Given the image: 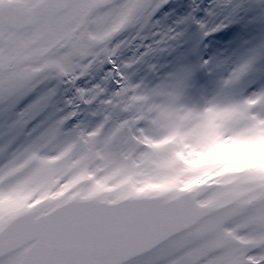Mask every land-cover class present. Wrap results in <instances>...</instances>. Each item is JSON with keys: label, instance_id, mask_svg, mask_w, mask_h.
<instances>
[{"label": "snow or ice", "instance_id": "6c2138e0", "mask_svg": "<svg viewBox=\"0 0 264 264\" xmlns=\"http://www.w3.org/2000/svg\"><path fill=\"white\" fill-rule=\"evenodd\" d=\"M166 3L0 0V264H264V169L187 167L201 124L131 77ZM256 88L214 139L264 129Z\"/></svg>", "mask_w": 264, "mask_h": 264}, {"label": "rangeland", "instance_id": "374dc122", "mask_svg": "<svg viewBox=\"0 0 264 264\" xmlns=\"http://www.w3.org/2000/svg\"><path fill=\"white\" fill-rule=\"evenodd\" d=\"M236 12L225 11L223 0H167L157 9L152 24L143 33V55L136 64L131 77L142 82L147 89L159 88L165 93H175L177 103L191 110L185 114L186 122L200 123L198 108L210 99L238 100L259 89H250L256 82L257 72L264 69V0H234ZM217 24H223L212 31ZM175 31V40L168 33ZM158 32V38L153 33ZM208 35H205V33ZM138 44V43H137ZM135 55L134 49H126L124 58ZM207 60V65L204 61ZM248 65L238 80L225 81L230 74ZM138 66L142 69L138 71ZM203 133L202 125L198 129ZM250 146L264 153V139ZM185 150L184 158L189 166ZM226 171L242 167L264 169V162L248 163L247 158L215 163ZM208 166V167H210Z\"/></svg>", "mask_w": 264, "mask_h": 264}, {"label": "clouds", "instance_id": "9594fccd", "mask_svg": "<svg viewBox=\"0 0 264 264\" xmlns=\"http://www.w3.org/2000/svg\"><path fill=\"white\" fill-rule=\"evenodd\" d=\"M233 103L229 100L210 99L198 108L196 114L200 117L207 145L189 154L188 161L191 168H205L238 158H247V162L253 164L264 162V153L250 146V142L259 144L264 139V129H257L249 135L244 129L237 128L233 138L225 136L222 141L214 139L218 128L236 118L232 108Z\"/></svg>", "mask_w": 264, "mask_h": 264}, {"label": "flooded vegetation", "instance_id": "af4514ba", "mask_svg": "<svg viewBox=\"0 0 264 264\" xmlns=\"http://www.w3.org/2000/svg\"><path fill=\"white\" fill-rule=\"evenodd\" d=\"M145 30H146V29L143 30V33H145ZM143 33H142V34H143ZM136 43L140 44V41L138 40V41H136ZM141 49H142V48H141ZM141 49H140V51L142 52ZM137 65H138V64H137ZM134 68H137V67H134ZM141 69H142V67H141V66H138V71H140Z\"/></svg>", "mask_w": 264, "mask_h": 264}]
</instances>
